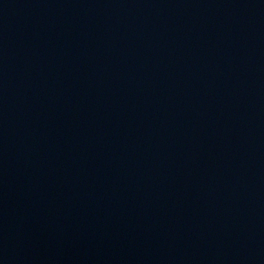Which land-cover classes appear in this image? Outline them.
<instances>
[{
	"label": "water",
	"instance_id": "obj_1",
	"mask_svg": "<svg viewBox=\"0 0 264 264\" xmlns=\"http://www.w3.org/2000/svg\"><path fill=\"white\" fill-rule=\"evenodd\" d=\"M0 264H264V0H0Z\"/></svg>",
	"mask_w": 264,
	"mask_h": 264
}]
</instances>
